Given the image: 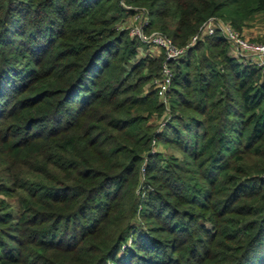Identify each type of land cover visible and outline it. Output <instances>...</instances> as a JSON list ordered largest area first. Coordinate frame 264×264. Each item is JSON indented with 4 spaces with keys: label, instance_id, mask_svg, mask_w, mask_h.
<instances>
[{
    "label": "trees",
    "instance_id": "1",
    "mask_svg": "<svg viewBox=\"0 0 264 264\" xmlns=\"http://www.w3.org/2000/svg\"><path fill=\"white\" fill-rule=\"evenodd\" d=\"M137 7L180 47L264 26V0H0V264H264V71L218 30L162 100Z\"/></svg>",
    "mask_w": 264,
    "mask_h": 264
},
{
    "label": "built area",
    "instance_id": "2",
    "mask_svg": "<svg viewBox=\"0 0 264 264\" xmlns=\"http://www.w3.org/2000/svg\"><path fill=\"white\" fill-rule=\"evenodd\" d=\"M127 7H131L126 5ZM137 11L131 16L133 21L125 24L132 37H138L149 46L155 47L165 53L160 75L155 78L154 86L159 97L166 101V93L169 90L174 76L172 62L183 57L187 50L195 42L206 34H214L220 30L227 40L233 45L235 55L259 66L264 71V40L251 39L245 33L235 28L230 22L212 16L204 21L198 32L192 37L186 46H177L173 40L159 30L147 31L146 26L150 21L148 9L137 7Z\"/></svg>",
    "mask_w": 264,
    "mask_h": 264
},
{
    "label": "rangeland",
    "instance_id": "3",
    "mask_svg": "<svg viewBox=\"0 0 264 264\" xmlns=\"http://www.w3.org/2000/svg\"><path fill=\"white\" fill-rule=\"evenodd\" d=\"M132 21H133V19L131 17H129L127 19V21L125 22V24L131 23ZM263 32H264V26L260 23V20H259V21H257V24L248 28L246 30L245 34L247 37H249L251 39L259 40V38H262L264 36ZM141 50H142V48H140V51ZM141 53H142V51H141ZM6 164H7V162L3 158H1L0 159V168L5 167ZM0 196L3 197L2 194ZM8 201L13 205V207L17 206V204L14 202L13 199H9Z\"/></svg>",
    "mask_w": 264,
    "mask_h": 264
},
{
    "label": "crops",
    "instance_id": "4",
    "mask_svg": "<svg viewBox=\"0 0 264 264\" xmlns=\"http://www.w3.org/2000/svg\"><path fill=\"white\" fill-rule=\"evenodd\" d=\"M148 51H150L153 55H158L161 53V50L151 46L148 47Z\"/></svg>",
    "mask_w": 264,
    "mask_h": 264
}]
</instances>
